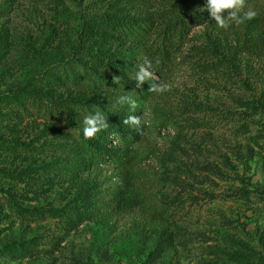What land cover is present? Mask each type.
I'll return each mask as SVG.
<instances>
[{"label": "rangeland", "instance_id": "374dc122", "mask_svg": "<svg viewBox=\"0 0 264 264\" xmlns=\"http://www.w3.org/2000/svg\"><path fill=\"white\" fill-rule=\"evenodd\" d=\"M110 2L0 0V264H259L244 258L264 254V120L244 104L264 94V51L228 50L259 29L219 28L201 0H135L115 14L129 30L103 35ZM184 14L202 21L170 47ZM102 36L122 82L91 71ZM145 59L159 81L137 88ZM116 109L142 123L101 160L83 121L105 116L98 140Z\"/></svg>", "mask_w": 264, "mask_h": 264}, {"label": "trees", "instance_id": "16d2710c", "mask_svg": "<svg viewBox=\"0 0 264 264\" xmlns=\"http://www.w3.org/2000/svg\"><path fill=\"white\" fill-rule=\"evenodd\" d=\"M135 0H111L109 3V10L106 12L105 17H99L93 22H96V24L100 27L103 31V35L105 33H115L120 32L123 34V32H127L129 30L127 28V25L124 24V20L118 19L115 14L119 13L118 9L123 8L124 6L132 7L133 2ZM179 1V0H178ZM186 0H180V2H184ZM206 5V0H201ZM184 6H187L184 4ZM209 19H213L210 16L209 11H207ZM225 17H227L228 13L227 11L223 14ZM184 16L179 22H169L166 28L169 29V27L172 24H178L179 30H177V34L173 36L174 30H166L168 32V42L170 43V47H176L183 36L184 30L186 29L187 20L189 19L191 23H195L196 25H200V20L196 16ZM244 24L246 25V31H249V29L253 30V33L256 32V29H259V33L256 34H247L248 36L244 35L241 36V38L237 39V45L231 49L229 48V52H231V55L235 57H239L243 52L247 53H256L264 51V17L263 16H257L254 17L251 20H245ZM178 29V28H176ZM84 31V30H83ZM82 31V32H83ZM123 31V32H122ZM166 32V33H167ZM84 35V37H83ZM82 40L85 41L86 38V32H83ZM178 37V38H176ZM85 38V39H83ZM103 41L106 40L105 37H101V42L98 47V52H87L86 57L94 62V66L91 68V71L95 75L97 79L103 82H107L109 79L114 77H119L118 81L122 82L123 79V73L122 69L119 70L114 66V61L112 60V55L107 52L103 48ZM212 41V40H210ZM217 41V39L215 40ZM214 41V46H215ZM102 45V46H101ZM232 56V57H233ZM101 70V73H100ZM113 71V72H111ZM264 76V75H263ZM21 94H28L31 95L34 99L45 101L47 99V96L43 93L34 91L30 89L27 86H22L20 88ZM247 112H249L251 115H259L261 119L264 120V94L259 100H254L251 102H247L244 104ZM109 120H110V126L112 127V130L110 132L103 131L100 135L98 140L96 138L90 139L92 141V144L97 145L100 148V153H98V158L101 160H107L115 157L114 149L112 145H109L106 142H109V135L114 132L117 137H124L129 138L132 137L135 134V131L133 130V127L130 124H124L123 121L127 119L130 114L125 110H112L109 113H107ZM249 130V127L246 128ZM260 149H264L261 147ZM261 153V152H260ZM259 153V154H260ZM257 153L253 149H250L246 156L244 157L243 163L248 167V164L250 161H252ZM254 190L249 191L248 188H246V200L250 201L251 203H254L253 199H256L258 196L255 194ZM259 200V199H258ZM260 241L262 242V245L264 246V238H260ZM248 262L256 261V263L264 264V254L260 256H253V255H246L245 258Z\"/></svg>", "mask_w": 264, "mask_h": 264}, {"label": "clouds", "instance_id": "9594fccd", "mask_svg": "<svg viewBox=\"0 0 264 264\" xmlns=\"http://www.w3.org/2000/svg\"><path fill=\"white\" fill-rule=\"evenodd\" d=\"M245 6V0H206V10L209 11L211 18L215 20V24L219 28H227L230 23L240 25L245 20H251L255 17L256 13L252 10L243 12L241 11ZM227 11L228 15L225 17L223 14ZM202 27V26H200ZM152 68V62L145 59L144 63L139 66V71L136 73L135 80L137 81V88L146 80L159 81V77L155 75V72L149 71ZM118 77H114V81ZM170 90V85L160 83L159 85L153 83L149 87V91L153 93H163ZM127 100L132 108L136 107V101L130 96H121L119 102L123 103ZM124 124H132L139 126L142 123L141 117L129 116L123 121ZM83 135L85 139H93L96 134L102 130L107 129L108 123L100 112H96L94 115H89L84 118Z\"/></svg>", "mask_w": 264, "mask_h": 264}]
</instances>
